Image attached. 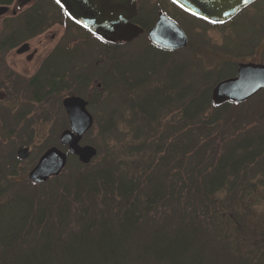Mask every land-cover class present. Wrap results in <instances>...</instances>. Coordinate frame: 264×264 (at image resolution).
<instances>
[{"label":"rangeland","instance_id":"obj_1","mask_svg":"<svg viewBox=\"0 0 264 264\" xmlns=\"http://www.w3.org/2000/svg\"><path fill=\"white\" fill-rule=\"evenodd\" d=\"M16 1L10 3V11L15 8ZM137 6V18L135 16L133 22L141 26L144 32L131 42L117 47L107 46L87 31L75 28L61 16L50 0H36L17 10V13L11 14L9 11L0 17V43H3L0 70H16L25 74L22 79L26 80L44 63L42 73L37 75L51 82V87L39 85L38 90L32 87L24 90L30 120L17 125V132L23 133H20L21 137L0 141L4 167L10 155L14 162L10 169L13 173L6 172V177L2 176L0 181V211L19 199L40 205L48 195V201H52L54 197L51 191L56 188L62 195L71 192L69 200H65V211L69 214L68 225L75 227L76 231L80 224L75 220L83 221L81 217L84 216L78 210V207L84 206L79 205V198L74 195L76 187L72 184L77 175L82 179L97 172L100 186L110 190L107 193L97 192L98 197H95L97 206L93 215L99 209L100 214L96 216L101 222L108 214L121 215L122 208L130 205L125 203L127 198L140 197L144 190L150 194L149 190L157 188V183H168V177L175 182L178 191L184 182H190L194 177L192 173L196 174L195 179L199 183L200 174L209 175L215 166V162L211 163L208 159L210 154L230 157L228 153L231 152L235 155L232 158H236L240 155L237 147L245 148L244 158L253 156L243 170L245 173L237 176L236 173L226 172V179L221 186L213 188L212 195L202 193L203 197H195L189 208L199 213L197 223L203 235V231H206V236L201 235L199 239L203 244L200 248L203 258L205 254H209V257L213 254L214 258L221 260L228 250L234 256L248 258L253 264H264V153L256 157L253 146L258 140L264 142V91L241 104L228 103L221 109H207L201 114L202 125L194 120L186 128L195 135L192 146L186 143L187 140L182 141L185 145L178 140L185 133L183 128L177 135L174 132L184 126L185 121L180 119V115L189 104L187 100L197 98L196 92L194 95L191 93L195 88L198 92L208 93L210 98L215 83L232 76L238 63L264 61V3L254 4L220 26L206 24L169 0H139ZM159 12L173 19L186 33L188 41L184 48L166 52L151 45L147 30L153 26ZM31 15L40 19L39 23L36 24ZM7 39L10 42L7 43ZM26 41L31 49H37L31 62L14 55L16 45ZM9 45H13L11 49ZM69 61L71 63L67 65ZM60 72L66 75L65 87L57 83L56 75ZM180 73H183V79H179ZM76 75L79 79L77 84L74 80ZM168 75L172 79L171 84L164 82ZM178 79L179 84L176 83ZM53 81L56 85L52 88ZM188 85L191 92L187 89ZM35 91H39L42 97L37 99L33 94ZM9 92L11 94L12 90L9 89ZM70 95H77L88 102L87 109L94 122L80 144L93 146L97 151L96 156L85 168L79 167L76 158L68 156L64 169L57 177L36 186L29 181L28 173L41 154L57 144L61 131L68 128L61 100ZM154 95L162 97L161 107L156 106L162 113L158 119L147 121L143 113H150V109L145 110L143 106L144 110L141 111L142 108L135 103L145 100L154 103ZM189 95L192 96L189 98ZM142 96L147 98L143 100ZM6 100L9 102V97ZM3 130L5 128L0 125V134ZM174 141L178 146L173 155L176 160L167 163L164 172L156 167L159 166V159L167 155L165 145ZM22 146L30 150L25 159L17 157V151ZM153 146L155 149L151 150ZM181 147L184 149H179ZM189 171L192 173L189 174ZM121 176L127 179L132 177L130 188L133 194L125 192V196L121 195ZM81 193L83 196L86 191ZM103 194L106 198H103ZM181 194L186 195V191L183 190ZM87 195L83 201L87 200ZM100 200H107L110 208L106 209ZM89 201H86L87 205H90ZM173 203L175 201L163 192L151 203L143 205L146 223L139 234L141 241L156 229L167 227L166 218L172 215L177 217L171 210L175 206ZM63 205L62 202L52 205L50 221L57 220L56 213ZM188 205L190 202L187 201ZM30 219L31 222L27 220L28 226H36L35 218ZM192 223L194 226L195 221L192 220ZM35 228V234L32 230L23 234L27 242L32 241V246L37 238ZM214 237L220 239L225 249L215 248V243H212ZM21 244L24 242H19L18 246Z\"/></svg>","mask_w":264,"mask_h":264},{"label":"trees","instance_id":"obj_2","mask_svg":"<svg viewBox=\"0 0 264 264\" xmlns=\"http://www.w3.org/2000/svg\"><path fill=\"white\" fill-rule=\"evenodd\" d=\"M11 2L12 0H0V5L10 4ZM52 3L56 5L54 1H52ZM32 17L35 19L34 22H36V24L39 23L40 19L35 16ZM26 24H28V22H26ZM34 24L35 23L32 25ZM103 44L117 47L126 43L105 42ZM117 72L121 73L119 70ZM171 74L173 75V73ZM179 77V79H183V73H180ZM171 78L174 79V75ZM171 78H169V75L168 77L166 76L164 82L170 83L172 80ZM179 79L176 82L178 84ZM84 82L85 80L83 79V85ZM176 83H173V85ZM187 89L191 92V87H189V85ZM191 93H193V95L195 93L197 98L187 100L189 104L187 103L180 115V119L185 121V123H183L184 126L174 131L177 135L179 134L180 128H183L185 133H183L178 140H180L181 143L187 140L186 143L190 145L191 142H195V135L190 132L189 129H186L188 124L192 123L194 120L201 122V114L207 109H210V107L221 109L226 105L215 107L210 103L209 94L204 91L198 92L196 88L195 91ZM155 96L156 95H154L155 100L153 99L155 101L154 103H150L149 101L146 102L145 99L147 97L144 98V96H142L141 99L143 98L145 101L142 103L141 101H136L135 103L138 107L142 108L144 106L145 110L148 108L150 109V113L147 111L143 113V118L147 121L158 119L159 115L161 116L162 113L159 108H156L157 105L161 107L162 97L159 95ZM190 96L192 95H189V98ZM143 110L142 108L141 111ZM202 124L203 122L200 123V125ZM143 133L144 132H142V134ZM259 141L260 140H258L257 144H259ZM175 143L176 141L168 146L165 145L167 155L164 159H159V166L157 165L156 168H161L166 172L165 165L172 162L171 160L173 159L176 160L173 157L175 150L178 149ZM182 144L185 145L184 143ZM257 144L254 143L253 145L255 147L254 154L256 157L264 153L263 140L260 141L259 145ZM153 149H155V146L151 148V150ZM179 149L183 150L184 148L181 147ZM192 149L195 150V147L193 146ZM237 149L240 155H236V158H232L235 155H232L231 152L228 153L231 154L230 157L228 155L223 156L218 154L217 156V154H210L208 159L211 160V163L215 162V164H213L215 166L210 171L211 173H209V175L206 173L200 174L201 178H198L199 183L195 179V177L197 178L196 174L189 171L188 173H192L194 177L190 182H184V186H181L178 191L176 184H174L175 182L172 178L168 177V183L163 181L162 183H157V188L152 187V190H149L150 194H146L144 190L143 195L140 197H135L134 199L127 198L128 200H126L125 203L130 204L131 208H129L130 205L125 209L122 208L121 215L112 216L108 214V217L101 222H98L100 220L96 216L100 214L99 209L98 212L96 210L93 215L97 206V199L95 197H98L96 196L98 195L97 192L102 193V191H104L103 193H107L110 190L107 189L106 186H100L96 176L97 172L95 174H89L82 179L78 178L77 175L73 183H71L74 185L73 187H76L74 195L79 198L77 199L79 205L84 206L83 208L78 207V210L82 211L81 213L84 216L81 217L83 221L75 220L76 223L80 224L79 229L76 231L75 227L68 225L67 215L69 214L65 211L67 210V205H65L67 203H65V200H69L68 195L71 192L66 194L63 193L62 195L61 191L55 188L51 191L53 192V200H50L51 202L48 201L49 196L47 195L45 202L40 205H35L34 201L30 202L19 199L0 211V264H253L248 258L237 257L236 254L234 256L233 252H229L228 250L226 251L227 253L225 252L226 254L224 253V257H221V260H219V257L214 258L213 254L211 257L208 256L209 254H205L203 258V252L200 250L203 244H201L199 239H201V235L203 237L206 236V231H203V235L201 232L202 229L197 223L199 213L193 208H189L192 206L191 202H194L195 197L199 199L203 197L201 196L202 193L204 195L205 193L212 195L213 188L221 186L226 179V172L229 174L236 173L237 176L245 173L243 170L253 156L244 158V152H246L245 148L237 147ZM77 164L80 168H85V166L88 165H83L79 162ZM142 174L145 176L144 171ZM262 174H264V167L262 169ZM120 181H122L119 186L120 192H122L121 195L125 196V192H128L129 195L133 194L132 188H130L133 184L132 177L127 179L126 176H121ZM117 184H119V182ZM133 189L135 190V188ZM183 190L186 191V195L181 194ZM82 191H86L88 195L85 193L81 196ZM163 192L164 194L167 193L171 200L175 201V204L173 203L175 206H173L171 210L177 217L172 215L170 218H166L165 224L168 225L167 227L156 229L154 232L150 233L151 235L146 236L141 241L139 234L146 223L145 218H143L145 210L143 205L151 203ZM86 195L88 196L87 200L83 201V197ZM102 196L106 198L105 194ZM86 201H89L90 205H87ZM187 201L190 202L188 206H186ZM58 202H62L64 205L61 207L62 209L60 208L59 212L56 213L55 219L57 220L53 222L50 221L53 215L52 205ZM107 202V200L102 201V205L106 209L110 208ZM9 206L12 207L7 208ZM120 216H123V218L118 220ZM30 217L35 218L36 221V226L34 227H36L37 238L33 246L31 245L32 241L27 242L23 236L24 232L29 230H32L35 234L34 227L30 226V224L28 226L27 224V220L30 222L32 221ZM192 220L195 221L194 226ZM147 227H149V225ZM67 229L69 230L67 231ZM212 241L213 244L215 243L214 246L216 249L217 247L225 249L220 239L216 240L214 237ZM19 242H24V244L18 246ZM26 242L28 244H26Z\"/></svg>","mask_w":264,"mask_h":264},{"label":"water","instance_id":"obj_3","mask_svg":"<svg viewBox=\"0 0 264 264\" xmlns=\"http://www.w3.org/2000/svg\"><path fill=\"white\" fill-rule=\"evenodd\" d=\"M19 6L34 0H18ZM57 2V0H55ZM186 13L213 24H222L233 18L242 8L255 0H170ZM58 3V2H57ZM67 16L92 34L110 43L130 42L143 33V29L132 22L137 14V0H59L58 3ZM8 11L0 5V16ZM148 38L155 46L165 50H178L187 45L183 29L170 17L159 12L157 19L147 31ZM28 45L20 46L16 53L26 51ZM264 87V64H239L237 74L218 82L211 92L215 105L226 101L242 102ZM68 117L69 128L63 130L58 142L67 146L68 152L76 155L79 162L88 164L96 149L91 145H81L80 140L93 124L87 102L78 96H67L62 101ZM27 148L18 151L25 158ZM67 155L59 148H47L36 165L28 173L33 183L45 182L57 176L65 167Z\"/></svg>","mask_w":264,"mask_h":264},{"label":"flooded vegetation","instance_id":"obj_4","mask_svg":"<svg viewBox=\"0 0 264 264\" xmlns=\"http://www.w3.org/2000/svg\"><path fill=\"white\" fill-rule=\"evenodd\" d=\"M35 1L29 2V3H27L26 5H23V6H19V1L17 0L15 8H13L11 11L9 9V5L10 4H5L8 7V11L6 13H4L3 15H1V16L6 15L7 13H9V11L11 12V14L17 13L16 12L17 10H20L24 6H27L28 4L33 3ZM258 2H263L264 3V0H255L254 2L248 4L246 7H244L242 10H240L236 14V16L238 14H240V13H243L246 9L250 8L251 6H253L254 4H256ZM55 6H56L57 10L59 11V13L61 14V16L64 19H66L67 21H69V23L71 25H73L75 28H79V29H82V30L85 31V29H83L82 27H80L76 23H74L72 20H70L65 15V13H63L62 9L59 6H57V5H55ZM210 25L212 26V24H210ZM221 25H224V24H221ZM217 26H220V25H217ZM9 40L10 39H7V43L10 42ZM23 44H27L28 45L26 51H24L22 53H16V50L20 46H22ZM2 45H3V43L2 44L0 43V49H2L1 48ZM10 46L11 45L8 46L9 49H11ZM14 49H15L14 50V55L18 56V57H22V60L26 61V62H31V60L33 59V57L35 56V54L37 52V49H31V46H30V44L27 41L16 45V47ZM263 51H264V46H263ZM70 63H71V61H69L67 65H69ZM239 64H247V63H238L236 65V68H235V73L232 76H229V77H233V76H235L237 74V70H238ZM253 64H264V61H262L261 63H253ZM42 65H41L40 69H38L36 71L35 74L29 75V78L26 79V80L22 79L26 75L22 74V73H19L16 70H12V71L0 70V125H2V128L3 127L5 128V130H3V132L0 134V141H3V142H5L6 140L12 141V140L18 139V137H21V134H23V133L22 132H17V130H18L17 125L20 124V122L23 123L26 120H30L29 108H28L27 103H25L26 102V100H25L26 93H24V90L26 88H28V87H30V88L32 87L33 90H35V89L38 90L39 89V85H40V87H41V85L46 86V87L47 86L51 87V85H50L51 82L50 81H47L44 77H39L37 75V74L42 73V69L44 68L45 64L43 63ZM67 65L64 66L65 69H66ZM61 69H63V67H61ZM40 70H41V72H40ZM17 74H19V75H17ZM56 76H58V82L57 83L59 85H62L63 87H65V85H63V83H65L66 75L64 73L60 72ZM229 77H226V78H229ZM13 78H15V80H13ZM74 80H75V82L77 84V75L74 77ZM52 84H53L52 85V88H53V86L56 85L55 81H53ZM76 87H77V85H76ZM58 88H60V86ZM9 89L12 90L11 94L9 92ZM263 91H264V87L260 88L254 95L258 94L259 92H263ZM38 92L39 91H35L33 93V94H35L34 96H36L37 99L42 97L41 95H39ZM52 92H55V91L53 90ZM70 96H77V95H70ZM7 97H9V99H10L9 102H8V100H6ZM65 97H67V96H64L63 99ZM63 99L61 100V106H62V109H63V111H64V113L66 115V118L68 120L67 114H66V112H65V110L63 108V105H62ZM65 129H67V128H65ZM58 138H59V136H58ZM54 146L57 147V148H60L61 150H63L65 152V148L63 146H61V145H58V141H57V144L54 145ZM1 147H3V146L0 145V181L2 179V176L6 177L5 176L6 172H9V174L13 173L12 170L10 171V169L13 168V166H14V162H13L12 156L10 155L11 159L8 158L9 161H8L7 164L5 163L6 165L4 167V164L2 163L3 159H2V155H1V152H2V148ZM21 148H27V154H26V157H27L29 155V153H30L29 148L27 146H22V147H19L18 151ZM18 151H17V154H18ZM25 158H22V159H25Z\"/></svg>","mask_w":264,"mask_h":264},{"label":"snow or ice","instance_id":"obj_5","mask_svg":"<svg viewBox=\"0 0 264 264\" xmlns=\"http://www.w3.org/2000/svg\"><path fill=\"white\" fill-rule=\"evenodd\" d=\"M57 2L59 3V0H57ZM246 2H247V0H246Z\"/></svg>","mask_w":264,"mask_h":264}]
</instances>
